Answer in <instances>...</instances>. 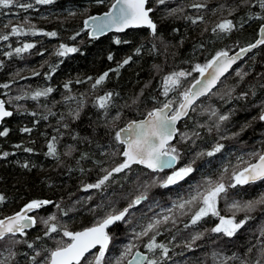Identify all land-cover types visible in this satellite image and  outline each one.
<instances>
[{
  "label": "trees",
  "instance_id": "1",
  "mask_svg": "<svg viewBox=\"0 0 264 264\" xmlns=\"http://www.w3.org/2000/svg\"><path fill=\"white\" fill-rule=\"evenodd\" d=\"M87 1L54 0L52 4L34 5L27 10L16 5L0 8V33L9 32L12 25L24 24L27 18L36 28L58 34L56 37L28 34L0 40V61H3L0 85H9L8 88L0 87V96L6 101L12 98V103L6 106L13 112L0 124V130L9 129L7 136L0 137V153H9L7 157L0 155V195L5 197L0 203V218L20 210L33 199H46L53 203L37 210L34 215L47 218L55 214L59 224L65 225L69 231H78L92 226L114 210L122 211L137 196L145 193L147 198L132 207L125 219L116 222L109 230L112 241L105 255V264H116L124 246L130 242L135 249L148 253L144 247L148 238L135 240L134 236L151 220L152 200L164 205L176 196L185 198L189 190L184 189L187 183L190 184L187 188L198 185L199 189L208 179L219 181L221 176L227 185L233 170L243 168L264 151V122L258 119L264 110L261 107L264 105V45H258L225 74L208 95L198 99L193 106L195 110H190L179 123L178 134L172 143L180 152L176 167L192 163L194 171L189 176L176 185L161 187L153 181L157 177L163 178V172L153 173L133 164L130 169L114 174L102 189H84L85 184L95 183L105 170L122 162V145L115 141V131L168 100H173V106H176L181 93L189 88L198 73L192 72L191 76L181 78L180 87L164 96L163 78L166 75L174 71H191L197 63H206L218 51L230 53L255 43L259 26L264 22V9L259 7L257 0H166L163 5L150 0L149 6L154 9L151 14L157 24L155 36L148 28L140 27L122 34L90 38L83 20L90 14L101 12L104 4L84 5ZM20 2L32 3L33 0ZM196 3H203L206 7H191ZM75 5L78 8L85 6L86 10L81 13L76 8L74 14H52L45 19L28 15L43 9L63 10ZM173 9L175 13L169 15ZM198 16L203 20L195 24L188 19ZM225 19L232 20L233 30L225 33L217 29L214 32L213 28ZM73 36L75 40L71 39ZM117 38L122 43L116 44ZM23 43H35L36 47L22 56L4 55ZM61 43L75 46L79 51L57 57L54 53ZM110 54L112 60L108 59ZM129 56L131 61L120 68L118 74L109 72L102 85L92 88L96 78L109 69L117 68ZM57 64L59 66L52 73V78L48 79L49 65ZM34 71L40 75L34 76ZM69 81L71 83L66 89L64 85ZM47 87L54 89L47 97L30 98L34 91ZM106 92L118 94L113 96L114 106L108 109L107 116L96 106L97 97ZM25 93L29 98L14 99ZM244 93L247 96L239 98ZM78 109L79 118H74L70 113ZM214 110L218 115L231 113L229 120L222 122L219 129L215 126L217 116L212 115ZM117 112L121 113L118 121L112 119ZM25 127L32 131H21ZM180 133H187L190 138L182 140ZM53 137H56L55 157L47 154L48 143ZM217 143L224 147L213 156L197 155L211 151ZM28 148L32 151H25ZM238 154L242 160L236 157ZM225 158L222 166L213 172L212 169ZM225 166L228 167L227 173L223 172ZM200 170H205L208 175ZM261 192H264V181L229 187L218 199V209L221 215H230L227 209L233 201L256 199ZM57 204L59 208L55 206ZM192 214L188 213L171 226L160 227L156 240L170 249L168 258L161 264H222L225 260L227 264H241L245 260L254 264L260 257V249L264 247V235H261L264 232V207L250 213L252 218L233 237L210 231L218 217L210 215L191 225L189 219ZM244 215L243 212L238 213L237 219H243ZM44 231L45 225L38 222L26 236L14 237L20 243L11 245L12 237L0 240V262L45 264L49 254L47 250L54 249L58 241H67L68 238L63 237L62 231L53 233L51 237L44 236ZM197 231L203 232L197 239L203 241L193 245H201L197 246L199 249L174 255L180 238L186 236L187 240H192ZM38 236L41 239L37 240ZM28 243H32L33 248H29ZM12 252L14 256L10 254ZM36 252L41 254L32 261L31 257ZM148 255L153 257L151 253ZM155 255L159 257L160 250ZM229 257L235 258L227 259Z\"/></svg>",
  "mask_w": 264,
  "mask_h": 264
},
{
  "label": "snow or ice",
  "instance_id": "2",
  "mask_svg": "<svg viewBox=\"0 0 264 264\" xmlns=\"http://www.w3.org/2000/svg\"><path fill=\"white\" fill-rule=\"evenodd\" d=\"M99 3H103V0H98ZM259 7L264 9V0H257ZM54 0H33L32 3H21L20 0H0V8H7L12 5H16L24 10L34 7V5H46L52 4ZM150 0H115L111 5L108 12L103 15L98 16H88L84 21V27L88 28L90 25L92 27L93 35L103 34L105 31L110 29H115L116 32H124L128 28L133 27H147L150 32L155 36L157 32V24L151 18V13L154 9L148 6ZM156 3L163 5L166 0H156ZM191 7L200 9L206 7L203 3L192 4ZM175 9L169 12V15L175 13ZM193 24L197 21H202L203 17L198 16L196 18L188 17ZM8 27V25H5ZM234 28L232 20L225 19L223 22L217 24L213 31L220 30L221 32H231ZM45 35L49 37H56L58 34L55 31L44 32L42 29H38L35 25H31L27 18L24 24L12 25L11 29L7 33H0V40H8L10 36H21V35ZM79 32L76 33V36ZM260 39H257L255 43L249 44L247 47L240 48L235 55H230L227 50L218 51L212 59L208 60L204 64L197 63L191 71H174L166 75L163 78V95L168 96L170 91H173L180 87L181 78H185L192 75V72H197L200 79H194V83L181 93V100L178 107H173L174 101L168 100L163 103L161 107H157L149 111L144 119L141 120H130L125 127L119 128L115 131L114 139L119 145H123V151L120 155L123 157L121 163L111 168L110 170H105V174L98 178L95 183H89L84 185L85 190L90 189H102L114 174L124 172L130 169L133 164L144 165L147 169L153 172H162L164 169H172L170 175L160 178L157 177L153 184L159 183L161 187H168L169 185L177 184L178 182L189 176L194 169L192 163H189L182 167H175L180 159V152L176 146L172 144V141L178 134V129L176 127L177 121L181 120L183 117L188 115L189 110H195L193 105L195 101L207 93L211 92L212 88L217 84L220 78L229 71L234 63L239 60L244 54L256 48L258 45H264V25L260 28ZM75 36L71 39L75 40ZM127 43V41H123ZM116 44L122 43L120 39L115 40ZM35 43H23L20 47H15L9 52H5L4 55L11 57L12 55L22 56V54L29 52L31 49L35 48ZM155 49V46H153ZM79 49L75 46H69L68 44L61 43L55 51L57 57H66L71 53H77ZM136 52L139 53L140 49L137 48ZM43 55V53H40ZM109 60L113 59L110 54L108 56ZM132 57L129 56L118 64L117 68L109 69V71L104 72L95 82L92 84V88L95 89L102 85L103 82L108 78L109 72L119 73V69L127 65L131 61ZM61 63L63 61H60ZM3 65V61H0V66ZM59 65H49L50 71L46 74L48 79L52 78V73H54ZM157 68L159 66H156ZM34 76L40 75L39 72H33ZM237 75H241L237 72ZM246 75V73L244 74ZM241 78H243L241 76ZM89 80L92 78L89 77ZM81 81H77L80 83ZM71 82L65 83L64 87L69 88ZM2 88H8V84L0 85ZM54 89L52 87H47L43 89H38L31 93L30 98L37 100L40 97H47L52 93ZM114 95H118L113 92H106L102 96H98L96 100V106L99 109L104 110L105 115L108 114V109L112 106V99ZM247 93H244L239 98H244ZM29 98V94L25 93L24 96H17L15 100H21ZM65 99H72L71 97H66ZM136 101H133L135 103ZM12 98L9 100L0 99V122H3L5 118L11 117L13 112L8 110L6 104H11ZM264 109V105L261 106ZM74 118H79V109L74 113H70ZM35 115V113H33ZM213 116H217L216 128L219 129L222 122L229 120L231 113L229 114H217L214 110L212 112ZM121 117V113L117 112L116 116L112 117L113 120L118 121ZM47 119V117H44ZM258 119L264 121V110L261 111ZM67 127V125H64ZM243 130V129H242ZM23 132H31L30 128H23ZM9 134V129L4 128L0 130V137H5ZM193 135H198V133H193ZM235 135H239L236 133ZM181 139L190 138L187 133H180ZM16 147H20L16 145ZM48 155L57 156L56 148V137H53L48 143ZM224 147L223 144L217 143L211 151L206 153H198V156H213L215 153L219 152ZM25 151L31 152L32 149L28 148ZM70 154V152L68 153ZM3 157L9 155L8 152L0 153ZM242 160V158H240ZM194 162V161H193ZM25 168L28 167L27 164L24 165ZM224 173L228 172V167L225 166L223 169ZM223 181V176L219 181H212L208 179L204 191H197L195 195H190L187 199H182L181 201L174 203L172 209H167L161 214L154 216L146 225L142 226L141 231L136 233L134 236L135 240H140L147 237V242L144 247L148 250V253L155 254L157 250H160V256L150 257L145 253L136 251L133 253V248L135 245L129 243L124 246L120 257L117 259L116 264H123L125 257L131 254V259L127 261V264H161V261L168 258V253L170 251L169 247L164 244L157 242L156 236L160 235V226L164 224L175 223V217L171 215L173 209L183 210L186 207L191 210V206L196 207V211L193 212L190 218L191 225L198 224L201 220L208 216L218 217L219 223L215 227L211 228L210 231L213 233L222 234L226 237H233L241 230L245 224L252 217L249 215L258 208L264 207V192L258 194V198L251 199L247 201H233L229 206L227 211L231 213L230 215H221L220 210L217 207L218 199L221 198V194L226 193L229 187H236L237 185H250L256 181H264V154H260L257 157L256 162L247 163L243 168L233 170L230 176V182L226 185ZM234 181V183H231ZM147 186H145L146 190ZM145 193L137 196L128 207L124 208L122 211L110 212L104 218L98 220L91 227L84 228L82 231H69L65 225H61L57 222V216L55 214L49 215L47 218L38 217L37 215H30L29 213H35L37 210L52 204L53 202L46 199H33L26 203L19 211L15 212L11 216L4 217L0 219V240H4L6 237H12L10 239V244L15 245L20 243L19 240L14 239L17 233L21 236L27 235V229L33 228L38 222L45 225L44 236L51 237L53 233L62 231L63 237H67V241H58L57 247L54 249H49L48 256L46 257L45 264H105V255L108 252L109 244L112 241L107 229L110 225L115 224L118 221L125 219L129 210L135 205L141 203L142 200L146 199ZM91 199V197H89ZM5 200L3 195H0V203ZM57 208L60 207L59 204L55 205ZM243 212L245 213L243 219H237V214ZM67 215V213H64ZM186 214V213H182ZM188 227V225H185ZM203 233H197L192 236V242L194 243L199 239ZM264 235V232L261 233ZM37 240L41 237H37ZM32 243H28L29 248H33ZM99 246L98 251L93 252L94 249ZM191 248L192 244H188ZM252 249L250 248L249 251ZM15 255L14 252L10 253ZM41 253L36 252L35 255L31 257L32 261L36 260V257ZM235 257H229L227 259H234ZM2 264V262H0ZM222 264H227V261H223ZM241 264H251L249 261H241ZM254 264H264V247L260 249V257L255 260Z\"/></svg>",
  "mask_w": 264,
  "mask_h": 264
},
{
  "label": "rangeland",
  "instance_id": "3",
  "mask_svg": "<svg viewBox=\"0 0 264 264\" xmlns=\"http://www.w3.org/2000/svg\"><path fill=\"white\" fill-rule=\"evenodd\" d=\"M112 2H113V0H103L104 7H103V9L101 11H106L107 9H109ZM91 3L92 4H98L99 2H98V0H88L87 2L84 3V5L91 4ZM76 8H78L77 5L72 6V7L69 6V7L65 8L63 10H60V9H54V10H46V9H43V10H40L39 12H37V13L36 12L35 13H29L28 15H30V16H36L37 19H45V18L50 17L52 14H55V15H59L61 13H65L67 15L74 14V9H76ZM78 9H79V12L82 13V12H84L86 10V7L85 6H83V7H80L79 6ZM237 68L239 69V67H237ZM255 153H254V155H255ZM236 157L238 159H240L241 156L238 154V155H236ZM226 159L227 158H225L222 162H220L219 164H217L212 169V171L213 172L217 171L218 168H220L222 166V164L225 162ZM185 165H187V164H183L180 167L185 166ZM200 171H201V173H203L205 175H208V174H206L205 170H200ZM205 182L203 183L202 187L199 188V189H197V186L198 185L197 186L196 185H194V186L192 185L189 188H187V186L190 185V184L187 183L186 189H189V190L187 192L188 194H187V197L185 199L189 198L190 195H195L197 191H201V192L204 191L205 187L207 186ZM214 182H216V181H214ZM222 182H224L225 184L227 183V181H222ZM231 182L234 183V181H231ZM174 185H176V184H174ZM217 207H218V203H217ZM194 208H196V207L195 206H191V210L190 211H189V208L188 207H186L183 210L173 209V212L171 213V215L175 217V220L176 221H178V219H180L181 217L185 216L186 214L191 213V212H194V211L197 210V209H194ZM182 213H186V214H182ZM151 216H153V215H151ZM151 219H152V217H151ZM171 225H172V223L170 221L168 224L161 225L160 227L164 226L163 228H166V226H171Z\"/></svg>",
  "mask_w": 264,
  "mask_h": 264
},
{
  "label": "flooded vegetation",
  "instance_id": "4",
  "mask_svg": "<svg viewBox=\"0 0 264 264\" xmlns=\"http://www.w3.org/2000/svg\"><path fill=\"white\" fill-rule=\"evenodd\" d=\"M150 7H152V6H150ZM152 8H153V7H152ZM151 17H152V14H151ZM152 19H153V17H152ZM153 21H154V20H153ZM170 174H171V171H164L163 174H162V176L165 177V176L170 175ZM186 185H187V184H186ZM186 185L184 186V189H185V190H186ZM185 198H186V197H185ZM185 198H182V195H180V196H176L171 202H167V203H165L164 205H161V204L158 203L157 201L153 203V200L151 199V200H152V203H151V205H152L151 215H153V216H151V217L153 218L154 215L157 216V215L161 214L162 212L166 211L167 209H172L174 203H177V202H179V201H181L182 199H185ZM186 215H187V214H186ZM186 215H185V216H186ZM185 216L181 217L180 219L185 218ZM190 218H191V216H190ZM175 221H176V220H175ZM189 221H190V219H189ZM218 223H219V219L216 218V222H215V224L212 226V228L215 227L216 224H218ZM197 233H203V232H201V231H197L195 234H197ZM195 234H194V235H195ZM201 237H202V236H201ZM180 240H181V242H179V243L177 242V243H176V249H175V251H174V255H176V254H181V253H187V252L192 253V252H194V250L197 251V250L199 249L197 246H201V245H197V246H193V245L198 244V242L203 241V240H196V241L193 243L192 240H187L186 236H185V237H181ZM188 244H192L193 247L189 248V247H188ZM196 247H197V249H196ZM134 249H135V248H133V251H134ZM96 251H98V248H96L93 252H96ZM155 254H157V251H156ZM155 254H152V253H151L152 256L155 255ZM181 255H183V254H181ZM155 256H156V255H155ZM177 258H179V257H177ZM178 262H179V261H178ZM177 264H178V263H177Z\"/></svg>",
  "mask_w": 264,
  "mask_h": 264
},
{
  "label": "water",
  "instance_id": "5",
  "mask_svg": "<svg viewBox=\"0 0 264 264\" xmlns=\"http://www.w3.org/2000/svg\"><path fill=\"white\" fill-rule=\"evenodd\" d=\"M114 2H115V0H114ZM114 2H113V3H114ZM113 3H112V4H113ZM112 4H111V5H112ZM110 8H111V7H110ZM109 10H110V9H109ZM109 10H107V11H103V12H100V13L91 14V15H89V16L103 15L105 12H108ZM150 15H151V14H150ZM87 17H88V16H87ZM87 17L85 18V20L87 19ZM85 20H84V21H85ZM83 24H84V22H83ZM262 25H264V23H262V24L259 26V29H258V38H257V39H260V38H261V37H260V28H261ZM138 28H140V27H138ZM86 29L88 30V36H89L90 38H100V37H103V36H105V35H107V34H109V33H123V32H116L115 29L113 28V29H110V30H108V31H105L103 34L93 35V34H90V33H92V27H91V25H90L88 28H86ZM129 29H136V27L128 28V29H126L125 31H127V30H129ZM125 31H124V32H125ZM245 47H247V46H245ZM239 50H240V48L237 49V50H235V51H233V52H231V53H229V54H230V55H235V53L238 52ZM247 53H249V52H247ZM247 53H246V54H247ZM246 54H244L239 60H237L236 63H234V64L232 65V67L229 69V71H230L233 67H235V66L237 65V63H238V62H239V61H240V60H241ZM229 71H228V72H229ZM228 72H227V73H228ZM227 73H225V74H227ZM225 74H224V75H225ZM224 75H223V76H224ZM223 76L220 78V80L223 78ZM200 78H201V77L198 75V77H197L196 79H200ZM220 80H219V81H220ZM219 81H218V82H219ZM218 82H217V84H218ZM193 83H194V81L192 82V84H193ZM192 84H191V85H192ZM217 84L212 88V90L217 86ZM191 85H190V86H191ZM190 86H189V87H190ZM212 90H211V91H212ZM207 94H208V93H207ZM207 94H206V95H207ZM204 96H205V95H204ZM201 97H203V96H200L198 99H200ZM0 99H2L1 96H0ZM198 99L195 101V103L198 101ZM195 103H194V104H195ZM193 106H194V105H193ZM6 107H7V106H6ZM157 107H161V106H157ZM157 107H154V108H157ZM176 107H178V105H177ZM7 108H8V107H7ZM154 108H153V109H154ZM8 110L12 111L10 108H8ZM189 112H190V110H189ZM189 112H188V113H189ZM146 115H147V113H146L143 117H141V118H139V119H134V120H141V119H144V118L146 117ZM184 118H186V116L183 117L181 120L177 121V124H176L177 129H178V125H179V123H180ZM5 119H6V118H5ZM1 123H2V122H0V124H1ZM127 123H128V122H127ZM127 123H126L123 127H125V126L127 125ZM121 128H122V127H121ZM174 140H175V138H174ZM174 140H173V141H174ZM173 141H172V142H173ZM122 151H123V149H122ZM262 154H264V153H262ZM256 160H257V159H256ZM256 160L253 161L252 163L256 162ZM176 165H177V164H176ZM176 165H175V166H176ZM140 166L145 167L144 165H140ZM145 168H146V167H145ZM148 170H150V169H148ZM164 170H168V169H164ZM150 171H152V170H150ZM256 182H257V181H256ZM13 214H14V213L9 214V215H7V216H11V215H13ZM29 214L32 215V213H29ZM7 216H4V217H7ZM4 217H2V218H0V219H3ZM113 226H114V224H113V225H110L109 228L107 229V231H108L110 228H112ZM31 229H32V228H31ZM27 230H30V229H27ZM27 230H26V231H27ZM82 230H83V229H82ZM82 230H79V231H82ZM17 234H19V233H17ZM97 248H99V246H97ZM94 250H95V249H94ZM94 250H93V251H94ZM136 251H139V252H141V253H145V254H147L146 252H144V251H142V250H139V249L133 251V253H135ZM147 255H148V254H147ZM130 259H131V256L127 259V261L130 260ZM127 261H126L124 264H127Z\"/></svg>",
  "mask_w": 264,
  "mask_h": 264
}]
</instances>
